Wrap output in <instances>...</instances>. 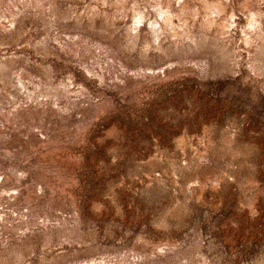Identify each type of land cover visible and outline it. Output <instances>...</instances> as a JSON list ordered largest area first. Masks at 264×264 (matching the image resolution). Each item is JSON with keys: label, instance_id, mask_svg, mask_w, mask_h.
I'll return each mask as SVG.
<instances>
[{"label": "rangeland", "instance_id": "obj_1", "mask_svg": "<svg viewBox=\"0 0 264 264\" xmlns=\"http://www.w3.org/2000/svg\"><path fill=\"white\" fill-rule=\"evenodd\" d=\"M0 264H264V0H0Z\"/></svg>", "mask_w": 264, "mask_h": 264}]
</instances>
